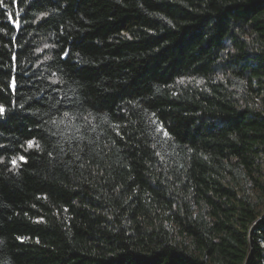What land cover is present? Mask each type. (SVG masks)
<instances>
[{
	"label": "trees",
	"instance_id": "1",
	"mask_svg": "<svg viewBox=\"0 0 264 264\" xmlns=\"http://www.w3.org/2000/svg\"><path fill=\"white\" fill-rule=\"evenodd\" d=\"M0 107V264H245L264 0H0Z\"/></svg>",
	"mask_w": 264,
	"mask_h": 264
},
{
	"label": "water",
	"instance_id": "2",
	"mask_svg": "<svg viewBox=\"0 0 264 264\" xmlns=\"http://www.w3.org/2000/svg\"><path fill=\"white\" fill-rule=\"evenodd\" d=\"M264 219V214L258 219V221L252 225V227L250 228V231H249V242H250V251H249V254H248V257L246 259V262L245 264H249V260H250V257H251V253H252V247H253V232L256 228V225L261 222L262 220Z\"/></svg>",
	"mask_w": 264,
	"mask_h": 264
},
{
	"label": "snow or ice",
	"instance_id": "3",
	"mask_svg": "<svg viewBox=\"0 0 264 264\" xmlns=\"http://www.w3.org/2000/svg\"><path fill=\"white\" fill-rule=\"evenodd\" d=\"M3 111H4V109L2 107H0V113H3Z\"/></svg>",
	"mask_w": 264,
	"mask_h": 264
}]
</instances>
